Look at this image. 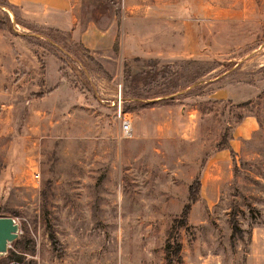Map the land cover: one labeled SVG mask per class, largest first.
<instances>
[{"label":"rangeland","instance_id":"1","mask_svg":"<svg viewBox=\"0 0 264 264\" xmlns=\"http://www.w3.org/2000/svg\"><path fill=\"white\" fill-rule=\"evenodd\" d=\"M71 4L0 0V264H165L195 178L174 264H264V0Z\"/></svg>","mask_w":264,"mask_h":264},{"label":"crops","instance_id":"2","mask_svg":"<svg viewBox=\"0 0 264 264\" xmlns=\"http://www.w3.org/2000/svg\"><path fill=\"white\" fill-rule=\"evenodd\" d=\"M10 3L14 5H32L37 8L31 15L36 20L56 26L59 28H68L74 21V16L71 15L72 4L71 0H8ZM89 30V25L86 29L79 33L81 41L86 42L85 34ZM72 32L75 33V28H72ZM102 39H106L107 34L103 31H96ZM101 39V38H99ZM99 42V41H97ZM86 45H90V43H85ZM242 125L238 126L236 131L234 132V136L237 135H245L250 133L249 126L254 127L255 119L252 116H244L242 120ZM231 145L233 144V139L231 140ZM231 148V147H230ZM232 149V148H231Z\"/></svg>","mask_w":264,"mask_h":264},{"label":"trees","instance_id":"3","mask_svg":"<svg viewBox=\"0 0 264 264\" xmlns=\"http://www.w3.org/2000/svg\"><path fill=\"white\" fill-rule=\"evenodd\" d=\"M6 1L12 6L14 5L10 3L8 0ZM242 118L243 116L241 117V119ZM227 147H229V145H227ZM199 185H200L199 178H195V180L189 186L188 202L184 204V208L180 214V217H178L179 221H181V223L183 224L186 223L187 214L190 208V202L196 199ZM1 214L2 213L0 210V215ZM178 218L174 219V222L172 223V227L168 231V234H167V237L164 243L165 264H174L176 262L181 261V258H182L180 254L182 244L178 237L177 229H175L177 227L175 220H178ZM231 224H232V235L235 234V232H238L239 234H241V229L238 225V220L236 219L234 215L231 216ZM174 229H175V232H174ZM20 236L21 235H19L16 239H14L12 243H16L19 240ZM51 237H52V240L55 241L53 234H51ZM7 255L11 257L13 256V253L8 251Z\"/></svg>","mask_w":264,"mask_h":264},{"label":"water","instance_id":"4","mask_svg":"<svg viewBox=\"0 0 264 264\" xmlns=\"http://www.w3.org/2000/svg\"><path fill=\"white\" fill-rule=\"evenodd\" d=\"M18 222L13 216L0 215V254L7 251L9 242L18 237Z\"/></svg>","mask_w":264,"mask_h":264},{"label":"built area","instance_id":"5","mask_svg":"<svg viewBox=\"0 0 264 264\" xmlns=\"http://www.w3.org/2000/svg\"><path fill=\"white\" fill-rule=\"evenodd\" d=\"M119 116L121 115L120 108H118ZM121 127L125 135H128L132 131L131 121L126 117L125 113L121 115Z\"/></svg>","mask_w":264,"mask_h":264}]
</instances>
